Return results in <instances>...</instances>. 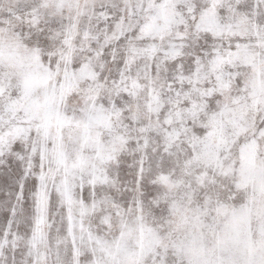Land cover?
<instances>
[{"label": "snow or ice", "instance_id": "obj_1", "mask_svg": "<svg viewBox=\"0 0 264 264\" xmlns=\"http://www.w3.org/2000/svg\"><path fill=\"white\" fill-rule=\"evenodd\" d=\"M0 264H264V0H0Z\"/></svg>", "mask_w": 264, "mask_h": 264}]
</instances>
